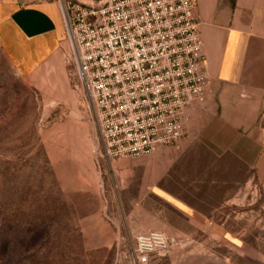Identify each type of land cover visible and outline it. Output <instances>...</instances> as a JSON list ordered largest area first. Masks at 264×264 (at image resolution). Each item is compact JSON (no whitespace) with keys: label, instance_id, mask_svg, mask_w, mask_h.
Here are the masks:
<instances>
[{"label":"rangeland","instance_id":"rangeland-1","mask_svg":"<svg viewBox=\"0 0 264 264\" xmlns=\"http://www.w3.org/2000/svg\"><path fill=\"white\" fill-rule=\"evenodd\" d=\"M60 63L37 85L0 48V264H135L136 237L153 231L168 247L149 264H264V170L232 159L217 177L184 170L177 195L207 214L186 216L144 171L159 151L108 160L63 50Z\"/></svg>","mask_w":264,"mask_h":264},{"label":"built area","instance_id":"built-area-1","mask_svg":"<svg viewBox=\"0 0 264 264\" xmlns=\"http://www.w3.org/2000/svg\"><path fill=\"white\" fill-rule=\"evenodd\" d=\"M61 10L62 50L108 160L179 148L189 110L209 85L195 0H86ZM167 247L162 232L139 235L132 261L149 264Z\"/></svg>","mask_w":264,"mask_h":264},{"label":"crops","instance_id":"crops-1","mask_svg":"<svg viewBox=\"0 0 264 264\" xmlns=\"http://www.w3.org/2000/svg\"><path fill=\"white\" fill-rule=\"evenodd\" d=\"M194 15L208 89L189 110L179 150L160 149L144 168L156 195L193 219L207 214L177 195L179 174L182 182L190 176L184 170H214L217 177L227 159L256 169L259 176L264 170V0H195ZM64 36L59 3L0 0V48L23 80L38 85L44 72L58 71ZM198 175L203 173L193 176ZM221 183L213 179L211 184Z\"/></svg>","mask_w":264,"mask_h":264}]
</instances>
